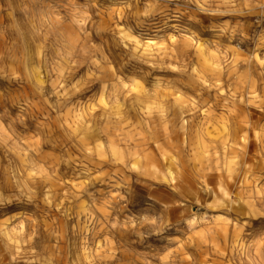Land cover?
<instances>
[{
	"label": "rangeland",
	"instance_id": "rangeland-1",
	"mask_svg": "<svg viewBox=\"0 0 264 264\" xmlns=\"http://www.w3.org/2000/svg\"><path fill=\"white\" fill-rule=\"evenodd\" d=\"M0 3V119L45 153L28 178L0 141V264H264V150L254 128L223 174L235 175L233 192L258 180L256 216L247 205L184 198L131 164L133 139L148 136L145 113L172 118L178 96L191 104L187 116L219 114L238 86L264 113V0H63L26 43L15 39L17 4ZM23 87L40 111L13 101ZM106 118L121 155L101 132Z\"/></svg>",
	"mask_w": 264,
	"mask_h": 264
},
{
	"label": "bare ground",
	"instance_id": "bare-ground-1",
	"mask_svg": "<svg viewBox=\"0 0 264 264\" xmlns=\"http://www.w3.org/2000/svg\"><path fill=\"white\" fill-rule=\"evenodd\" d=\"M32 38L34 42L38 41L36 36ZM134 43L137 48L143 46L137 37H134ZM3 63L6 62L0 60V66ZM38 80L41 81L40 76ZM207 82L204 80L205 85ZM53 87L56 88L55 83H53ZM237 87L230 96L222 98V101L229 100V103L222 105L223 109L219 114L204 111L200 115L187 116L188 111L192 110L191 104L188 100L178 96L175 99L178 124L173 128L169 124L176 121V115L172 118L162 116L158 119L153 117L150 112H146L142 120L148 131V136L133 139L131 164L138 170L141 169L147 176L168 180L170 185L184 198L189 197L200 203H208L211 208L215 209L240 210L248 206L250 214L256 216L258 210L255 198L262 192V186L258 180L253 182L250 190L243 187L237 192H233L234 184L232 182L236 180L235 175L223 174V171L228 172L231 168L233 169L232 164L236 162L235 158L240 156L234 147L236 143L244 148L247 146L248 132L251 128H254L255 135L260 138L264 150V122L259 124L264 113L253 110L250 106L253 97L241 98L245 90L239 91ZM217 88L223 89V87ZM238 93L241 95L238 96ZM18 95L20 97H16ZM35 95V93L31 95L26 87H23L22 95H12V97L15 98L14 102H26L40 111L38 103L34 101ZM103 96L104 103L109 104L106 85L103 86ZM140 99L141 97H139ZM248 105L249 107H247ZM3 107L6 108V106H0V109ZM259 108L264 110L262 106ZM107 114V111L102 112L104 116ZM101 124L104 125L101 132H104L110 140L111 151L121 155L114 142V136H117V127L110 126L112 122L107 118ZM18 126L15 121L11 125H6L0 119V141H4L7 147L10 146L14 156L20 162V168L27 172V177L35 178L39 173L35 171H40L38 161L42 160L40 158L45 153L43 147L24 135ZM220 130H223V134L219 133ZM46 133L44 130L41 132L42 135ZM50 133L53 132L50 130ZM217 133L219 135H216ZM48 136H52V134L46 135L47 138ZM99 140L101 149H104L106 144L101 135H99ZM184 155H186V160L182 159ZM223 155L232 158L224 159ZM187 161L192 163V168L199 174L198 179L191 175L189 168H186ZM163 167H167L168 171L166 172ZM213 171H217L219 174H214ZM213 175H217V179L214 180ZM214 182L216 186H214ZM227 230L229 229L227 228ZM241 231L240 227L236 225L233 229V237L239 236ZM8 238L10 241L13 240L10 235ZM262 251L264 252V242ZM205 261L207 260L205 259Z\"/></svg>",
	"mask_w": 264,
	"mask_h": 264
},
{
	"label": "clouds",
	"instance_id": "clouds-1",
	"mask_svg": "<svg viewBox=\"0 0 264 264\" xmlns=\"http://www.w3.org/2000/svg\"><path fill=\"white\" fill-rule=\"evenodd\" d=\"M63 0H10L16 3L21 13L19 22L15 25V39L26 43L43 27L45 9L51 4L60 7ZM249 0H245L247 4Z\"/></svg>",
	"mask_w": 264,
	"mask_h": 264
}]
</instances>
